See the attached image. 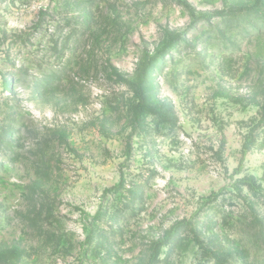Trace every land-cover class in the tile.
<instances>
[{
	"label": "rangeland",
	"instance_id": "obj_1",
	"mask_svg": "<svg viewBox=\"0 0 264 264\" xmlns=\"http://www.w3.org/2000/svg\"><path fill=\"white\" fill-rule=\"evenodd\" d=\"M156 253L264 264V0H0V264Z\"/></svg>",
	"mask_w": 264,
	"mask_h": 264
},
{
	"label": "trees",
	"instance_id": "obj_2",
	"mask_svg": "<svg viewBox=\"0 0 264 264\" xmlns=\"http://www.w3.org/2000/svg\"><path fill=\"white\" fill-rule=\"evenodd\" d=\"M208 16V15H206ZM143 105H141V107L139 108V111H142L143 110ZM145 110V109H144ZM151 111L152 110H157V112L161 113L160 109H156V108H153V109H150ZM240 183L242 185H245L247 186V188L256 196L259 195L260 193V187L258 185V183L256 182V179L255 178H249L247 176L243 177L240 179ZM177 228V227H176ZM161 262V260L158 258V255L156 253V255L153 256V258L151 259L150 263L149 264H159Z\"/></svg>",
	"mask_w": 264,
	"mask_h": 264
}]
</instances>
